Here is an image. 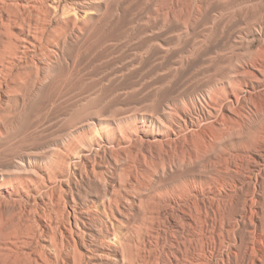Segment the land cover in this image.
<instances>
[{
    "label": "bare ground",
    "instance_id": "bare-ground-1",
    "mask_svg": "<svg viewBox=\"0 0 264 264\" xmlns=\"http://www.w3.org/2000/svg\"><path fill=\"white\" fill-rule=\"evenodd\" d=\"M0 264H264V0H0Z\"/></svg>",
    "mask_w": 264,
    "mask_h": 264
},
{
    "label": "rangeland",
    "instance_id": "rangeland-1",
    "mask_svg": "<svg viewBox=\"0 0 264 264\" xmlns=\"http://www.w3.org/2000/svg\"><path fill=\"white\" fill-rule=\"evenodd\" d=\"M231 9H234V8H231ZM229 11V10H228ZM227 10H224V11H221V12H223V14L224 15H226V14H228L229 12H228ZM209 26V24L208 23H204V24H202V25H199L198 27H197V30L198 31H201V30H203V28H206V27H208ZM238 27H237V25L233 28V30L235 31L236 29H237ZM206 32V30H204L203 32H201V33H205ZM252 38V37H251ZM221 39H224V38H222L221 37ZM210 41L212 40V39H209ZM205 64H202V65H200V66H198V65H194L192 68H191V72L194 74H196V76H195V78H191L190 80H189V82L187 83L188 85H194V84H197V83H199L201 80H200V77H201V75H197L198 74V72L200 71V69H203V68H205ZM207 73V72H206ZM31 108V105H29L28 106V110H27V112L29 111V109Z\"/></svg>",
    "mask_w": 264,
    "mask_h": 264
}]
</instances>
